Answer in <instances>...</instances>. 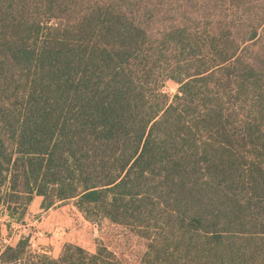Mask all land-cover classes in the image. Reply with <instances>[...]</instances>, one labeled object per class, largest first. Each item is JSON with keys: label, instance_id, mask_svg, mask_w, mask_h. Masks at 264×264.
<instances>
[{"label": "trees", "instance_id": "16d2710c", "mask_svg": "<svg viewBox=\"0 0 264 264\" xmlns=\"http://www.w3.org/2000/svg\"><path fill=\"white\" fill-rule=\"evenodd\" d=\"M35 197L139 264H264V0H0V206ZM0 264L121 263L21 236Z\"/></svg>", "mask_w": 264, "mask_h": 264}, {"label": "rangeland", "instance_id": "374dc122", "mask_svg": "<svg viewBox=\"0 0 264 264\" xmlns=\"http://www.w3.org/2000/svg\"><path fill=\"white\" fill-rule=\"evenodd\" d=\"M166 93L174 95L177 85L167 83ZM0 206V248L12 246L21 236H29L31 248L54 258L55 249L72 244L93 253L98 245L112 252L121 264H139L146 251V240L132 230L100 220L86 221L71 202L41 209V198H34L18 222ZM60 248V249H59Z\"/></svg>", "mask_w": 264, "mask_h": 264}, {"label": "crops", "instance_id": "0c3cea01", "mask_svg": "<svg viewBox=\"0 0 264 264\" xmlns=\"http://www.w3.org/2000/svg\"><path fill=\"white\" fill-rule=\"evenodd\" d=\"M35 198H39V197H35ZM32 201H33V200H32ZM59 249H60V248H59ZM53 252L56 253V254L54 255V258H56V257H58V255H59V253H60V250H58V251L56 252V250L54 249ZM46 253H47V254H51L50 251H47Z\"/></svg>", "mask_w": 264, "mask_h": 264}]
</instances>
